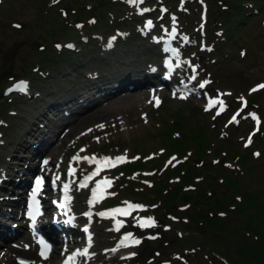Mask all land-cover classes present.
<instances>
[{
    "label": "rangeland",
    "instance_id": "374dc122",
    "mask_svg": "<svg viewBox=\"0 0 264 264\" xmlns=\"http://www.w3.org/2000/svg\"><path fill=\"white\" fill-rule=\"evenodd\" d=\"M154 1L164 3L170 12L175 11L178 15H172L171 18V14L166 9L165 23H168L169 28L178 30L180 36L177 43L182 48L181 57L184 62V67L179 71L186 80L190 76L196 77L195 95L179 93L175 87L172 89L170 84L162 88L152 81L149 85L153 90L139 89L141 85L136 79L133 83L127 84L134 87L132 93L116 92L109 95L110 97L99 100L91 108L92 110L88 109V106L81 108L78 113L85 111L78 116H74L76 113L72 112L73 118H69L71 122L58 127L54 140L41 146V153L54 149L53 170L63 159L70 162L73 157L79 164L84 165L87 163L84 157L92 156L87 155L89 152H95L101 158L103 155L120 153L130 159L129 161L140 153V157L143 156L144 159H136L135 163L144 161L148 167L152 161H157L153 179L148 178L151 174L149 168L141 172L142 176L138 173L130 175L126 182L121 181L125 178L124 175L108 174L115 185L110 195L117 198L120 204L126 205L128 200L140 201L142 205L147 206L146 210L155 209V205L161 202L163 195L159 197L158 192L161 187L164 188L163 192L179 187L183 193L190 194L196 199L198 196L196 191L205 189V184L208 185L211 179H215L213 187L205 191L211 198L219 196L226 192L221 178L226 174L231 178L234 175L241 181L239 188L241 194L250 191L259 193V190L264 188V87H258L264 84V0ZM107 3L111 4L113 10L119 5L116 0H0V133H2L0 134V173L5 172V179L19 178V171L24 169V164L25 166L27 164L23 157L19 159L23 155L22 150H25L24 145L30 141L27 148L30 149L31 144L37 141L31 138V135L35 133L34 130L37 133L40 131L39 123L46 121L52 104L65 100L72 101L75 95L84 93L89 87L95 91L93 85L104 80L112 84L109 81L113 78L117 80L132 71L147 73L146 64L153 61L158 49L146 41L132 43V39L124 31L122 36L128 37V41L117 45L115 49L117 51L109 63H100L102 54L97 52L96 41L91 52L81 45V51L72 54V58L68 61L61 59L67 55V50L56 51L55 45L58 43L63 44L68 40L78 43V38L74 34L71 35L70 29L79 23L84 26L87 19L94 23L98 22L97 12L105 10L108 7ZM121 4L124 9L119 8L117 12L122 14L134 12V7L128 0H122ZM155 6L157 5L148 10L156 13L158 9ZM222 6L233 11L242 8L246 13L243 19L246 20L238 23L236 19L234 26L227 28L225 26L224 29H220V33L219 31L213 33L211 26L215 22L218 24V17L224 14L220 9ZM200 8L210 11L213 9L205 36L202 34L205 23ZM250 9L258 11H253L255 14L250 13L253 15H247ZM191 14L195 18H190ZM158 17H161L160 13ZM92 30L88 28L84 32L85 35L90 34ZM184 36L190 42L196 43V47H201L202 40L206 37L208 48L195 49L194 45L183 40ZM17 44L19 47L8 63L4 55ZM89 54L99 56L91 60ZM54 55L60 58L52 62L51 57ZM44 57L50 60L42 62ZM36 69L42 70L43 73L49 69L48 77L44 78L43 73L40 77H34ZM94 70L101 72L100 78H95ZM10 75L29 79L30 92L39 95L35 98L20 95L5 98L1 93L10 82L8 78ZM156 82L160 83L161 78H157ZM110 87L112 86H109L108 91ZM256 89H260L261 92ZM258 97L260 101L257 100ZM217 100L222 103H215ZM241 102L255 108L256 113L259 114V117L254 118L257 123L241 116L250 108L247 106L243 109ZM107 106L110 109L105 111L104 115L99 112L100 117L88 118L90 114L101 111ZM11 109L16 115H10ZM176 111L183 120L182 125L179 124V118L173 115ZM234 116L235 120H233ZM52 117L55 118L52 123L46 121L52 126L51 128L60 123L59 117L63 118V114ZM54 122L56 123L53 126ZM80 122L82 123L78 126ZM229 137L232 143L229 142ZM248 140L251 142L245 146V141ZM44 147L47 151L43 150ZM225 147L242 150V153L248 155L246 163L245 156L243 162L236 163L227 157L222 159L221 155L213 156L215 152H231L224 150ZM168 151H175L177 156H180L178 153L182 154L184 164L180 171L172 167L173 160H170L167 166H163L168 159L165 155ZM25 152L24 154H28ZM12 155L18 157L14 160L15 164L10 163ZM217 161L221 163L222 170L226 169L229 172L222 171L221 174H215L218 165L211 166V163ZM37 162V159L33 160L34 164ZM202 169L203 171H199ZM161 176L165 180H159ZM152 181L153 186H151ZM134 182L140 185L136 187L137 184ZM10 188L8 186V190H4L8 192H3L1 196L8 195ZM128 191H141L145 194V198L142 195L133 197ZM26 193V189H23V194ZM89 197L88 190L84 187H73L70 207L77 213L82 212ZM21 198L23 199V195ZM262 199L263 197L254 208L260 205ZM22 203L24 204L23 200ZM115 203L113 200L108 202L110 205ZM8 206V209L3 206L1 211L12 216L22 212L21 208L17 210L14 208L16 206ZM100 207L105 208V205ZM104 213L106 217L103 220H96L92 224L90 220L86 222V225L91 227L94 241L89 255L97 260L94 262H89V259L86 262L84 260V264H223L214 254V250L226 255L234 264H243L241 253L235 250L238 244L236 241L218 238V235L209 233L210 238L219 240L206 239L207 242H204L205 240L196 236L187 218L168 214L166 220L158 222L152 221L150 216L143 220V212L140 213L136 207L132 214L122 216V224L130 227L132 231L128 236L130 245L121 246L116 243L118 238L114 231L117 230L111 228L112 222L115 221L114 217L109 215L107 210ZM18 215V221L17 219L7 221L8 226L4 230H7L8 234H12L16 229L11 228L12 225L19 226L20 222L23 224L22 231L27 229L25 216ZM0 218L4 221L2 216ZM224 218L230 223H242L246 220L244 215L239 217L224 215ZM16 231L14 233H17ZM16 240L12 237L5 245L4 239H0V252L2 253L3 248L13 241L15 243ZM134 240L140 242L134 243ZM186 242L189 243L184 246ZM73 245L81 248L82 240ZM104 249L108 251H103ZM17 252L15 255H27L23 251ZM55 256L57 258L49 264L58 263L60 257L58 258L57 254ZM224 263L230 264L227 261Z\"/></svg>",
    "mask_w": 264,
    "mask_h": 264
},
{
    "label": "trees",
    "instance_id": "16d2710c",
    "mask_svg": "<svg viewBox=\"0 0 264 264\" xmlns=\"http://www.w3.org/2000/svg\"><path fill=\"white\" fill-rule=\"evenodd\" d=\"M107 4L108 7L105 10L102 9L97 12L99 17L98 20L101 22L104 28L107 26L106 21L108 19V13L119 10V8L121 9L120 5H118V7L113 11L111 4ZM241 9L242 8H236L235 11L231 9L222 11V13H224L222 17L226 19V22L232 16L239 18L240 13L238 12ZM239 23H241V21ZM69 58L70 56L68 54L64 57H61V59L65 60ZM51 59L52 61H56L57 58L51 57ZM47 60L49 61L50 58L48 59L47 57H44L42 62ZM175 116H177L179 120L182 119L179 114H176ZM224 150L231 152H215L213 156L221 155L222 159L227 157L234 163L243 162L245 156L246 163L248 155L246 156L244 153H242V150H234L227 147H225ZM216 165H218V167L215 174H221L222 171L223 173H225V171L229 172V170L226 169L222 170L220 164ZM127 168L128 171H131L141 168V165L138 163L133 167L129 165ZM182 168L183 166L178 167L177 171H180ZM199 171H203V169ZM223 176L224 177H220L223 180V186L226 188V192H223L219 196H214L212 198L209 197L205 189H211L215 184V179H211L208 185L206 183L205 189L196 191V193L198 192L196 199L193 196H190V194L183 193V190H181L179 187L175 190L169 189V191L165 192H163L164 188L161 187L158 192L160 195H162V192L165 195L162 199V205L159 207L156 213L160 216H163L162 211H165L166 213L173 212L175 214L183 215L189 219L191 227L195 230L201 240H205L204 242H207L206 239L209 241L219 240L210 238L209 233L218 235V238H228L229 240H233L238 243L235 246V250L241 253V256H238L243 258V264H264V188H261L259 193L257 191H250L246 194H241V192H239L241 181H239L234 175H232V178L227 177L228 174ZM262 197L263 199L261 200L260 205L254 208L256 203L259 202ZM180 206L186 207V211H184V209L179 210ZM224 215L238 217L244 215L246 220L242 223H230L224 218ZM187 243L189 242H186L184 246H186ZM214 252L217 254V256H219V258L222 257L225 261L234 264L228 259L226 255L221 254L217 250H214Z\"/></svg>",
    "mask_w": 264,
    "mask_h": 264
},
{
    "label": "bare ground",
    "instance_id": "6f19581e",
    "mask_svg": "<svg viewBox=\"0 0 264 264\" xmlns=\"http://www.w3.org/2000/svg\"><path fill=\"white\" fill-rule=\"evenodd\" d=\"M160 64V63H159ZM83 89V88H82ZM198 102V101H197ZM109 106L104 107L103 110L98 111V112H94L92 114H90V117L88 118H94L95 116L100 117L102 112V115H104L105 111L109 110ZM72 114V113H71ZM98 114V115H97ZM69 120V119H67ZM83 122V121H82ZM80 122L78 124L81 125ZM35 131V130H34ZM20 144V143H19ZM26 153V152H25ZM55 151L53 150H49V153L44 157V159H42L40 161V174L44 175V172L47 171L48 166H50L54 159H55ZM22 164V163H21ZM41 178H39V183L38 181H36L34 179L32 187L30 188V192L28 193V198H27V203H26V208H21L22 212L19 213L17 212V214L13 215L14 217H8V219H18L19 215L21 214L22 217L25 216L27 222V229L23 230V224H21V226H16V232L17 233H13L12 235H16L19 234V236L16 238V244L15 245H7L5 248H3L2 253L0 252V264H17L14 260V254H16L17 251H23L25 252L27 255H24V258L26 259H32V260H36V264H47L50 260H52L54 258V255L56 254L57 251V246L52 245L48 252L46 253L47 258H45L44 256L41 255V253L36 252L37 249V232H35L36 229H39V231H43L46 230L45 228V222L43 219V216L46 214V212H48V210H44V208H42L41 210L37 211L38 208V202H37V198H39L41 195L40 193L42 192V190H44V187L41 185ZM33 193H35V196H33ZM22 196V195H21ZM21 196H19V199L17 200V208H20L19 206L22 204V198ZM29 209V210H28ZM9 212V211H8ZM11 212V211H10ZM31 212V215L28 213ZM8 216V215H7ZM6 216V218H7ZM17 216V217H15ZM33 217H35V222L33 223ZM15 223V222H14ZM19 224V222H18ZM21 227V228H20ZM0 237H2L5 241V245L7 244V238L9 237V235L0 230ZM41 247H44L43 245L40 246L39 245V250L41 249Z\"/></svg>",
    "mask_w": 264,
    "mask_h": 264
},
{
    "label": "snow or ice",
    "instance_id": "6c2138e0",
    "mask_svg": "<svg viewBox=\"0 0 264 264\" xmlns=\"http://www.w3.org/2000/svg\"><path fill=\"white\" fill-rule=\"evenodd\" d=\"M128 2H129V3H132V4H139V3H142V0H128ZM141 11H147V9H142ZM148 26H149V27L151 26V21L148 22ZM113 39H114V38H113ZM17 87H20V88L23 89V88L26 87V85L21 84V85H17ZM201 87H203V85H201ZM258 87H264V84H262V85H258ZM253 90H255V89H253ZM215 103H222V101L217 100V101H215ZM218 114H219V113H218ZM237 114H238V113H237ZM252 115H254V114H252ZM233 120H235V116L233 117ZM100 127H103V125H100ZM249 142H250V140H249ZM77 158H78V157H77ZM74 159H75V158H74ZM84 159H92V160H96L95 157H92V158L84 157ZM114 159L117 160V161H122V160L125 159V157H116V158H112V157H104V158H101V160H100L99 162L107 161V162L111 163ZM86 179H88V178H86ZM38 183H39V181H38ZM103 183L107 184L108 182H107V181H104ZM81 186H86V185H83V184H82ZM65 189H67V185H65ZM94 195H95V190H94ZM33 196H35V193H33ZM134 207L142 208L143 206H141V205H135ZM117 211H121V210H117ZM125 214H127V213L125 212ZM30 215H31V213H30ZM100 215H104V213H100ZM34 222H35V217H33V223H34ZM133 242H134V243H139L140 241H138V240H134ZM122 243H123V241H122ZM84 254H86V252H85ZM41 255L44 256L45 258H47L46 250H42V251H41ZM21 264H28V262L21 261Z\"/></svg>",
    "mask_w": 264,
    "mask_h": 264
},
{
    "label": "water",
    "instance_id": "95a60500",
    "mask_svg": "<svg viewBox=\"0 0 264 264\" xmlns=\"http://www.w3.org/2000/svg\"><path fill=\"white\" fill-rule=\"evenodd\" d=\"M18 48V46H15V48H13L12 50H10L6 55L5 58H7L8 60H10L12 58V56L14 55L16 49Z\"/></svg>",
    "mask_w": 264,
    "mask_h": 264
}]
</instances>
